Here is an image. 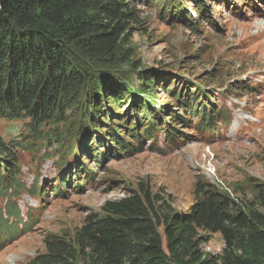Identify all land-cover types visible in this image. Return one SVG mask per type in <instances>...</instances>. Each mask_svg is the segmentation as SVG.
Wrapping results in <instances>:
<instances>
[{
  "label": "trees",
  "instance_id": "1",
  "mask_svg": "<svg viewBox=\"0 0 264 264\" xmlns=\"http://www.w3.org/2000/svg\"><path fill=\"white\" fill-rule=\"evenodd\" d=\"M182 1L151 0L162 3V15L189 24L193 20L188 21ZM207 2L217 5L216 0ZM202 3L191 4L199 19L208 23V7ZM139 24L135 9L124 0H0V119L27 120L28 133L34 135L63 120L59 116L64 112H73L85 121L86 130L97 134L95 143H105L106 151L117 155L140 153L145 139L156 142L154 132L173 143L178 135L174 127L189 125V118L198 121L195 128L200 133L216 132L217 118L222 127L228 125L226 111L205 109L204 94L197 87L185 96L181 91L170 93L182 116L164 105L158 112L164 120L156 117L153 92L168 91L170 80L154 69L135 66L127 74L117 70L131 56L127 52L118 61L120 45ZM132 81L138 82V97ZM169 84L174 88L175 81ZM140 97L146 100L144 105ZM105 112L108 115L99 118ZM168 125L174 127L165 128ZM125 137L136 145L132 150ZM77 148H85L88 156L95 153L86 147V138ZM17 150L0 136V200L6 201L0 212L3 241L18 233L13 225L19 221L16 201L22 189ZM51 193L59 194L56 188ZM169 199L140 186L138 193L105 203L102 217H88L73 242L47 235L45 252L27 264H79V259L90 264H264V216L252 208L264 209V184L256 186L248 211L203 183H196L194 203L185 212H174ZM21 229H28L26 222ZM206 234L221 236L220 256L205 257L200 251V244L209 239L202 238Z\"/></svg>",
  "mask_w": 264,
  "mask_h": 264
},
{
  "label": "rangeland",
  "instance_id": "2",
  "mask_svg": "<svg viewBox=\"0 0 264 264\" xmlns=\"http://www.w3.org/2000/svg\"><path fill=\"white\" fill-rule=\"evenodd\" d=\"M124 1L135 9L140 24L132 26L121 43L117 60L127 52L131 56L117 70L127 74L136 67L154 69L169 83L175 81L174 88L167 83L168 91L153 92L156 117L164 120L158 113L164 105L182 116L170 93L181 91L185 96L197 87L204 94L205 109L226 111L224 119L229 123L222 127V119L217 118L216 132L200 133L195 128L198 121L189 118V125L165 127L178 132L173 143L154 132L156 142L145 139L140 153L117 155L106 151L105 143H95L97 134L86 130L85 121L73 112H64L59 116L63 120L47 124L34 135L28 133L27 120L0 119L1 138L18 146L22 186L16 201L19 221L13 223L18 233L11 240L0 239V264H27L45 252L44 239L49 234L73 242L88 217H102L105 203L138 193L140 186L153 195L169 196L171 209L180 214L194 203L196 183L211 185L244 211L254 203L258 183L264 184V0H216L212 6L200 0L208 7V23L199 19L192 0H183L188 21L193 20L189 24L162 15L160 2ZM130 85L138 97V82ZM140 98L144 105L146 100ZM127 103H121L120 112ZM103 115L108 113L99 118ZM119 127L128 130L127 125ZM85 138L96 157L88 156L85 148L78 150ZM125 138L132 150L136 145ZM91 142L94 146H89ZM66 151L73 155L67 157ZM53 188L58 195H52ZM5 203L0 200L1 213ZM252 208L264 216V209ZM24 222L26 230L21 229ZM202 238H209L199 246L205 257L222 254L224 242L219 234Z\"/></svg>",
  "mask_w": 264,
  "mask_h": 264
}]
</instances>
